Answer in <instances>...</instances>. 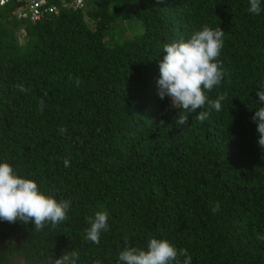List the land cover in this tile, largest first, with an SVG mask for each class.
I'll return each mask as SVG.
<instances>
[{
  "label": "trees",
  "instance_id": "16d2710c",
  "mask_svg": "<svg viewBox=\"0 0 264 264\" xmlns=\"http://www.w3.org/2000/svg\"><path fill=\"white\" fill-rule=\"evenodd\" d=\"M249 7L88 0L35 22L0 7V162L71 203L65 221L39 231L0 220V264H55L72 251L77 264H118L125 247L146 250L152 238L187 249L191 264H264V149L251 119L264 106V0L259 15ZM124 20L131 34L107 41ZM204 26L224 30L227 73L206 95L226 98L206 121L196 116L207 104L180 126L158 94L159 62L164 45ZM97 212L109 225L99 244L86 239Z\"/></svg>",
  "mask_w": 264,
  "mask_h": 264
},
{
  "label": "clouds",
  "instance_id": "9594fccd",
  "mask_svg": "<svg viewBox=\"0 0 264 264\" xmlns=\"http://www.w3.org/2000/svg\"><path fill=\"white\" fill-rule=\"evenodd\" d=\"M248 11L259 15L261 0H250ZM223 38L222 28L212 29L204 26L187 40L164 45L165 55L159 62L158 94L162 99L165 96L170 97L171 106L179 110L175 121L177 125L188 123V114L205 108L206 104L208 110L200 111L196 116L199 122L206 121L212 110L221 111V101L226 98V94L211 100L206 91L220 85L227 75L222 67V61L218 59L224 46ZM76 83L79 85V78ZM19 87L22 92L27 90L22 85ZM257 93L259 102L264 104V90ZM44 107V101L41 99L39 102L41 112ZM251 119L257 122L258 144L264 149V106L258 107ZM59 131L64 134L66 129L60 128ZM63 163L65 167L70 166L67 158ZM70 207V201H57L54 197L46 195L40 191L35 180L16 174L10 163L0 162V220L9 223L17 220L25 224L32 222L34 228L39 231L44 228L46 222H51L55 226L65 221ZM219 207L217 203L213 212L219 211ZM88 220L91 227L87 230L86 239L99 244L101 232L109 227L108 213L97 212L94 219L89 217ZM78 259L77 252H64L55 259V264H77ZM191 260L187 249H178L167 239L156 238L150 239L146 250L125 247L118 256V264H191Z\"/></svg>",
  "mask_w": 264,
  "mask_h": 264
},
{
  "label": "built area",
  "instance_id": "2783aa9c",
  "mask_svg": "<svg viewBox=\"0 0 264 264\" xmlns=\"http://www.w3.org/2000/svg\"><path fill=\"white\" fill-rule=\"evenodd\" d=\"M87 3L88 0H0V7L10 4V14L14 19L35 22L58 9H83ZM22 32L21 26L18 33Z\"/></svg>",
  "mask_w": 264,
  "mask_h": 264
},
{
  "label": "rangeland",
  "instance_id": "374dc122",
  "mask_svg": "<svg viewBox=\"0 0 264 264\" xmlns=\"http://www.w3.org/2000/svg\"><path fill=\"white\" fill-rule=\"evenodd\" d=\"M138 24V22H136ZM140 27V24H138ZM132 32V29L129 28L128 26V21L124 20L121 21L120 23L115 24V26L107 31L105 34V39L107 41H118L120 39L128 37ZM16 33L19 36V40L22 41L23 38L20 36V34L16 31ZM169 101L171 103V98L169 97Z\"/></svg>",
  "mask_w": 264,
  "mask_h": 264
}]
</instances>
